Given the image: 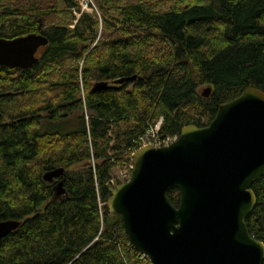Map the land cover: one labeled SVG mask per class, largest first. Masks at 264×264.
Segmentation results:
<instances>
[{
  "label": "trees",
  "instance_id": "trees-1",
  "mask_svg": "<svg viewBox=\"0 0 264 264\" xmlns=\"http://www.w3.org/2000/svg\"><path fill=\"white\" fill-rule=\"evenodd\" d=\"M93 1L100 35L86 14L69 28L74 0H57L56 22L45 28L47 10L0 0V38L48 40L30 69L0 67V220L20 222L0 242V264H142L119 216L104 206L100 217L95 185L106 203L113 165L160 117V132L178 137L185 126H206L245 89L264 92V0ZM131 76L118 89L90 92ZM202 87L211 88L208 98ZM75 114L76 128L57 127ZM76 166L87 169L71 174ZM60 169L57 200L44 175ZM252 190L245 223L264 243V176ZM167 196L177 207L178 191Z\"/></svg>",
  "mask_w": 264,
  "mask_h": 264
},
{
  "label": "water",
  "instance_id": "water-1",
  "mask_svg": "<svg viewBox=\"0 0 264 264\" xmlns=\"http://www.w3.org/2000/svg\"><path fill=\"white\" fill-rule=\"evenodd\" d=\"M38 29L42 20L38 19ZM48 40L42 34L0 38V67L28 70ZM136 76L94 83L90 92L118 89ZM211 88L203 89L208 98ZM127 182L110 191L107 210L119 216L124 234L151 264H263L264 243L245 220L256 204L252 185L264 176V92L249 87L218 106L204 127L188 125L166 147L132 155ZM63 169L45 174L51 182ZM64 194L62 183L54 186ZM177 190L175 207L167 193ZM20 226L0 220V242Z\"/></svg>",
  "mask_w": 264,
  "mask_h": 264
},
{
  "label": "built area",
  "instance_id": "built-area-1",
  "mask_svg": "<svg viewBox=\"0 0 264 264\" xmlns=\"http://www.w3.org/2000/svg\"><path fill=\"white\" fill-rule=\"evenodd\" d=\"M93 2L92 0H80L78 7H74L71 10V13L74 17L72 20V24L69 25L70 29H73L74 25L76 24L77 20L81 17L82 14L86 12L92 11ZM162 126V117H160L156 122L152 124H148L145 128L144 133L138 137L136 140L133 141V148L132 146L127 150L125 154H127V158L124 159L122 162L118 164H114L112 170L116 171L114 175H110L109 179L107 180V188L109 191L114 189L117 185L125 183L129 180L131 171L133 169V162H132V155L133 153L144 147H151L154 149L166 147L173 143L177 137L176 136H166L160 132ZM96 186V196L98 201V211L100 217L103 216V207L106 206V203H102L100 201V195L98 192L97 184ZM130 247H132L129 244ZM133 248V247H132ZM138 259L142 262V264H151L149 258L144 254H139Z\"/></svg>",
  "mask_w": 264,
  "mask_h": 264
},
{
  "label": "rangeland",
  "instance_id": "rangeland-1",
  "mask_svg": "<svg viewBox=\"0 0 264 264\" xmlns=\"http://www.w3.org/2000/svg\"><path fill=\"white\" fill-rule=\"evenodd\" d=\"M22 3H24V7L27 8L28 6H31L33 4H35V6L38 8H43L44 10H47V15H45V17L43 18V28L47 27L48 25L53 24L54 22H56L55 17L53 18V14L51 13L52 10L50 9L52 6L55 5V7L53 8L55 10V12H58L59 9L56 8V6L58 5L57 0H21ZM75 5H72L69 8V12H71L72 8L74 7H78V4L80 2V0H74ZM93 5L92 6V11L91 12H86L83 15H89L92 16L93 18L95 17L94 20H96L99 24V30H98V35H100V31H101V21H102V17L101 14L97 8V6L95 5L94 1L92 0ZM21 6V5H20ZM73 16V15H72ZM73 20V19H72ZM71 20V22H72ZM69 23L70 25L72 23ZM8 33V31H7ZM39 51V50H38ZM41 54V51L39 53H37V56H39ZM204 87L200 88L199 90V94L202 93ZM79 125V120H78V114H75L73 116H70L66 121H64L61 124H58V128L60 127V130L62 131H69V130H73L74 128H76ZM122 162V161H121ZM87 167L85 166H76L73 168H70L69 170L71 171V174H76V173H80L83 172L84 170H86ZM116 173V171L112 170V175H114ZM64 195L60 194L59 197L62 198Z\"/></svg>",
  "mask_w": 264,
  "mask_h": 264
},
{
  "label": "flooded vegetation",
  "instance_id": "flooded-vegetation-1",
  "mask_svg": "<svg viewBox=\"0 0 264 264\" xmlns=\"http://www.w3.org/2000/svg\"><path fill=\"white\" fill-rule=\"evenodd\" d=\"M39 52V51H38ZM37 52V53H38ZM36 57H37V54H36ZM58 181L57 180H52L51 182H49V183H51V184H53V186H54V184H56ZM53 191H54V189H53ZM54 198L55 199H60V197H59V194H58V191L57 190H55V192H54Z\"/></svg>",
  "mask_w": 264,
  "mask_h": 264
}]
</instances>
